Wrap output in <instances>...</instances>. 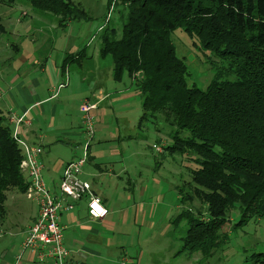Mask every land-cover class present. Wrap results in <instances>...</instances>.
Returning <instances> with one entry per match:
<instances>
[{
    "label": "rangeland",
    "instance_id": "1",
    "mask_svg": "<svg viewBox=\"0 0 264 264\" xmlns=\"http://www.w3.org/2000/svg\"><path fill=\"white\" fill-rule=\"evenodd\" d=\"M68 1L78 6L85 16L83 20L70 22L65 27L60 26L53 15L36 11L23 1L0 5L1 24L5 28L0 37V111L3 117H0V124L12 126L15 118L8 123L11 117L9 111L17 113L23 105L19 92L21 86L34 89L41 99L48 94L44 92L49 86H54L55 90L63 83L59 68L64 55L72 52L75 54L69 56L74 57L84 50L80 61H75L70 73H67L69 84L67 87L64 84L65 88L59 91L58 98L43 106L44 113H40V108L32 112L44 128L52 122L51 135L77 134L69 146L45 145V154L53 160L66 161L72 157L82 158L83 146L88 140L80 112L81 104L87 100L97 103L91 113L93 136L89 150L96 164L114 172L113 179L102 183L109 196L112 228L104 229L101 223L92 219L87 223L86 230L78 228L80 237L95 242L92 244L86 240V244L80 247L78 252L83 251V262L260 264L253 255L264 254V218L240 223L236 210L230 213L229 221L222 228L223 234L228 236L227 243L210 257L203 258L199 253H181L188 227L185 221L175 222L182 212L178 191L190 180L193 165L185 157L164 156L163 148L170 144L165 131L158 132V125L144 123L145 120L141 123L142 100L128 73L123 72L117 81L110 58L100 55V37L112 29H116L119 36L127 20L128 5L122 0ZM170 37L177 57L187 66V83L205 90L213 79L214 62L218 60L216 55L204 51L196 38H190L181 29L171 33ZM13 44L19 48L17 57H14ZM80 64L82 68L78 67ZM162 126L159 129L165 128ZM13 130L14 127L12 133ZM154 146L161 152H156ZM84 170L91 171V165L86 164ZM92 172L96 176L90 175L85 179L101 192L102 177ZM58 177L59 173H55L51 180H58ZM44 180L49 187L50 179L45 174ZM6 197L7 215L0 228L3 233L0 238V264H15L14 258L22 254L24 233L37 206L28 201L25 194L9 192ZM194 207V210L200 208L197 202ZM94 231L100 238H90V235H95ZM103 241H108L105 247ZM65 248L71 256L70 249ZM86 251L93 257L88 256ZM30 257L29 252L24 253L20 264H25Z\"/></svg>",
    "mask_w": 264,
    "mask_h": 264
},
{
    "label": "trees",
    "instance_id": "2",
    "mask_svg": "<svg viewBox=\"0 0 264 264\" xmlns=\"http://www.w3.org/2000/svg\"><path fill=\"white\" fill-rule=\"evenodd\" d=\"M15 1L53 15L64 27L85 16L68 0L0 5ZM122 1L127 20L119 36L112 29L100 37V55L110 58L117 81L128 73L142 100L141 123L165 131L170 144L164 156L185 157L193 165L178 191L182 212L175 222L188 227L181 253L208 258L227 243L222 228L232 211L240 223L264 218V0ZM178 29L218 59L205 90L187 83V66L170 37ZM4 32L0 19V37ZM83 52L67 56L64 65L79 62ZM21 159L11 126L0 124V228L7 193L26 192ZM196 202L200 208L194 210ZM253 258L264 264V254Z\"/></svg>",
    "mask_w": 264,
    "mask_h": 264
},
{
    "label": "built area",
    "instance_id": "3",
    "mask_svg": "<svg viewBox=\"0 0 264 264\" xmlns=\"http://www.w3.org/2000/svg\"><path fill=\"white\" fill-rule=\"evenodd\" d=\"M64 86V85H63ZM60 86V87H63ZM96 104L84 101L80 106L88 140L83 146V157L65 166L58 180L56 191L51 190L43 177L41 161L42 148L32 146L20 139L19 125L24 119L14 122L12 139L17 143L22 153L19 169L27 179L25 197L37 206V217L24 233L21 244L22 254L15 259L20 264L22 255L29 252L37 264H68L70 253L64 245L65 228L60 225L59 217L71 213L79 203L86 204L87 215L92 220H103L109 215L108 208L91 190V184L80 178L83 166L87 163L92 131V111ZM156 152L161 149L154 146ZM3 236L0 231V238Z\"/></svg>",
    "mask_w": 264,
    "mask_h": 264
},
{
    "label": "crops",
    "instance_id": "4",
    "mask_svg": "<svg viewBox=\"0 0 264 264\" xmlns=\"http://www.w3.org/2000/svg\"><path fill=\"white\" fill-rule=\"evenodd\" d=\"M13 49H14V52L16 53L14 57H17V54L19 53L18 46L13 44ZM71 54L73 55L75 53L68 52L67 54L64 55L62 62H61V66L59 68V76L61 75L60 81H63V83L59 84V86L55 90H53L54 86H51V87L49 86L47 88V92H46V90L44 92V93H46V94L48 93V94L47 95L44 94L41 99H40L39 94L36 93L34 89H29L28 87L23 88V86H21L19 92H20V96H22V98H23V105L19 108L17 113L10 110L9 113L11 114V117L8 118V121L10 119L15 118L11 123L12 124L11 129H13V127H14L15 120H17L19 118L24 119L23 120L24 122L21 123V125L18 128L20 139H22L23 141H25L29 145L40 146L42 148L41 161H42V165H43V176H44V174H45V176L46 175L48 176V178L50 179L49 188L51 190H55V191H56V187H57L56 183L58 180L57 179L51 180L52 175L53 174L55 175V173H59V177H60L65 166L71 162L78 160L79 158L72 157L70 160L67 158L66 161H63L60 159L59 160H53L51 157H49L50 155L45 154V152H44V148L46 147L45 145L50 144L53 147L56 145H63V146L68 145L69 146V144H72V141H73L71 139L75 138L77 136V134H75V133H70V134L64 133L63 134L62 133L60 135L58 133H56V134L52 133V135H51L49 133V130H50V127L52 126V122L49 124L48 127L44 128L41 124L38 123L35 115H33L32 112H33V110H35V108H40V110H41L40 113L41 114L44 113L43 112V106L47 103L53 102L54 99H57L58 94L59 95L61 94V92H59V91H61L62 89H64L65 87L68 86L69 82H68L67 73L68 74L70 73V70H71L70 68L74 64L72 63V64L66 66V65H64L63 61L67 56H69ZM82 66L80 64L78 67L82 68ZM43 72H44V69H43ZM80 74L83 75L82 72H80ZM64 75H66V77ZM69 80H70V78H69ZM34 82H35V86H37L36 81H34ZM60 86H63V87H60ZM92 104H96V107H97V103H92ZM43 122H44L43 124L45 125V121H43ZM8 123H10V121ZM43 128L45 130H43ZM68 137H71V138H68ZM48 139L51 140L50 143L47 142ZM66 139H69V140H66ZM44 142H47V144H45ZM51 143H53V144H51ZM49 151H50V149H49ZM90 151H91V149L89 150L88 161L86 164L91 165V171L84 170L86 168V164H85L82 168V173H81L80 177L82 180L88 182V180L85 179L86 177H89L90 175L96 176L95 174H93L92 170L97 172L98 174H100V176L102 177V182L100 184L101 185V192L96 189L95 185H92L90 182L89 183L91 184L92 192L101 199V201L105 205V207L108 208L109 214H110L111 211H110V201H108V199H109L108 192L106 190H104L102 183L103 182L107 183L108 179H113V177H114L113 173L114 172L112 170L107 169L106 167H104L102 169L101 164H96L94 162V159L90 156V153H91ZM75 155L76 154H74V156ZM59 177H58V179H59ZM116 177H118V176H116ZM93 179L95 180V178H93ZM93 183H94V181H93ZM12 199H14V197H12ZM36 217H37V209L34 211L32 218L29 220L30 224L28 227L31 226V224L33 223V221ZM90 221H92V220H90V218L87 215L86 204L84 202L79 203L78 207L73 212L62 214L59 217L60 225L66 229L65 235H64V239L66 236V239L64 240V245L66 244L65 246L68 247L71 251V256H70V259L68 261V264H85L83 262L84 261L83 257H81V256H83V254H81V253H83V251L79 254V252H80L79 250H80V247L83 245V243L86 244V240H88L90 243H92V242L87 238L83 239L82 237H80L78 235V228L86 230L87 225H88L87 223H89ZM93 221L96 223H101L105 227L104 229L112 228V225H111L112 222L109 220V215L103 220H93ZM94 233H95V235H90V238H95V237L100 238V237H98L99 235L97 234L96 231H94ZM75 236H77V238H74ZM94 243L95 242H93L92 244H94ZM103 243L102 244L105 247V245L108 244V241H106V242L103 241ZM87 255L90 257H93V255L90 254L89 252H87ZM32 258H33V255H32ZM32 258L31 257L27 258L25 264H37L34 262V258L33 259ZM15 259H16V257L14 258V260Z\"/></svg>",
    "mask_w": 264,
    "mask_h": 264
}]
</instances>
